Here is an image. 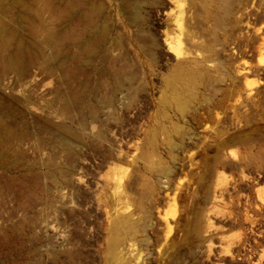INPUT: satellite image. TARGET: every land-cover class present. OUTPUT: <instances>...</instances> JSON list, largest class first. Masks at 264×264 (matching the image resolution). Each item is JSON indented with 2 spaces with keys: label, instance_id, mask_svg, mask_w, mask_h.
I'll list each match as a JSON object with an SVG mask.
<instances>
[{
  "label": "rangeland",
  "instance_id": "rangeland-1",
  "mask_svg": "<svg viewBox=\"0 0 264 264\" xmlns=\"http://www.w3.org/2000/svg\"><path fill=\"white\" fill-rule=\"evenodd\" d=\"M128 1L2 89L0 264H264V0Z\"/></svg>",
  "mask_w": 264,
  "mask_h": 264
},
{
  "label": "bare ground",
  "instance_id": "bare-ground-1",
  "mask_svg": "<svg viewBox=\"0 0 264 264\" xmlns=\"http://www.w3.org/2000/svg\"><path fill=\"white\" fill-rule=\"evenodd\" d=\"M93 2L92 0H0V95L2 91H6V89H9L12 86L11 84L13 83L14 77H17L19 80L20 78H22V76L28 75V71H30L29 69L33 67L35 68L37 65L40 66L39 62H42V59L47 60L46 57L49 58V61L47 60L48 62H50L51 59L52 62H55V67L59 66V69H62L63 71H66L67 69V62H78L81 63V66H86L87 59L92 55L94 48L92 47L94 43L92 42V40L95 38V34L93 33V24L94 22H96V20H94V14L96 13L98 15L97 10L98 8H100L99 6L96 7L94 5L96 1L94 3ZM128 2H125V4H129ZM133 4L135 3L133 2ZM123 6L126 7L127 5ZM127 7H129V5ZM133 8H136V6ZM133 8L130 6V9ZM128 11L130 12L131 10ZM44 14H48L50 16V19H53L52 22H54V25L51 23V25H53L51 28H49L46 25L47 23H45L46 21L43 20ZM63 45H65V47L68 49L73 47L79 50V56L73 53L64 55V53L60 50L61 47H64ZM68 49H66L67 52ZM48 51H51L49 56H47V54L49 53ZM57 51H59V53H62H60V56H65L63 60L57 59L60 58L56 55ZM67 52L65 54H67ZM48 62L46 63L45 61L46 64H49ZM45 63H42L41 65H45ZM54 69L56 70L57 67L51 69L50 72L55 71ZM68 73H66L67 75H64L68 77L67 79H69ZM11 89L12 88H10V90ZM12 93L13 92L11 91L10 94ZM60 96H58V98L61 99L62 97ZM9 97L10 96H8V98ZM12 97L10 98L12 99ZM10 98L9 100L12 101ZM5 99L8 100L7 98ZM5 99L4 101L7 103ZM23 99H25L24 101L26 102L29 98L27 99L23 96ZM73 99H75V97ZM73 99L71 100L72 102ZM30 100H33V98H30ZM17 103L19 104V101ZM7 104L8 105H3V103L1 104L0 100L1 152L4 151V148L10 143V141L13 142L15 136H18V134H16V130L14 133L9 128V123L12 121L14 123V120H16V116L14 110H12V106L10 107L9 103ZM11 104L14 103L11 102ZM21 104H23V102ZM29 104L30 103L28 102V104H23V106H27ZM15 107L16 106H14L13 108ZM19 113H21L20 110L17 116L20 119L23 115L19 117ZM22 129L25 130V128ZM23 134L25 133L23 132ZM11 145L12 144H9L10 148ZM2 154L0 153V168H4L7 163L3 159ZM1 242L3 243V241Z\"/></svg>",
  "mask_w": 264,
  "mask_h": 264
}]
</instances>
